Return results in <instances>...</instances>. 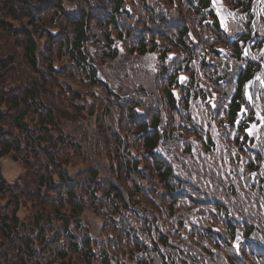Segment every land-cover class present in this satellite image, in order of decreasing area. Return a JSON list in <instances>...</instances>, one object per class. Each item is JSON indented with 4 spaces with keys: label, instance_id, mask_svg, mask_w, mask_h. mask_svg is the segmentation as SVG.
<instances>
[{
    "label": "trees",
    "instance_id": "1",
    "mask_svg": "<svg viewBox=\"0 0 264 264\" xmlns=\"http://www.w3.org/2000/svg\"><path fill=\"white\" fill-rule=\"evenodd\" d=\"M7 35L21 63L1 48ZM105 65L112 85L98 78ZM23 67L12 96L3 74ZM263 79L264 0H0V110L17 130L0 127V264H219L241 229L264 243L261 187L242 191L237 170L210 164L264 142L251 114L253 99L264 112ZM9 155L29 171L13 187ZM87 206L101 223L82 222ZM188 211L218 226L194 223L189 238Z\"/></svg>",
    "mask_w": 264,
    "mask_h": 264
},
{
    "label": "rangeland",
    "instance_id": "2",
    "mask_svg": "<svg viewBox=\"0 0 264 264\" xmlns=\"http://www.w3.org/2000/svg\"><path fill=\"white\" fill-rule=\"evenodd\" d=\"M7 37H8V40L3 38V41L1 42L3 44V46L1 48L6 50L9 55L15 56V60H14L15 63L17 61H18V63H21L23 58L24 59L26 58V56L21 54V53H23L22 50L20 49L21 44L17 43V42L15 43L14 40L12 38H10L8 35H7ZM17 65L18 64H15V66H10L9 70L12 68H14V69L18 68L19 66H17ZM110 68L111 67L108 66L107 69L105 70L106 71V72H104L105 76H106V73H107V75H111ZM9 70L4 72L3 77L6 78V85L10 88V92L8 94L13 96V94L17 93L20 90L21 87H19L17 85H20L21 82L24 80V78L26 79V74L28 73V70H27V68L23 67L21 69H18L19 71L15 70L12 74H10ZM44 102L46 104H49V101H47V100H44ZM1 109H5V111L0 110V127H2V125H8V128H6V131L9 134L13 135V137L15 139V133L17 130L12 125L13 121H14V111L11 107H7V106L6 107L3 106ZM4 112H6V113H4ZM24 164H25V161L16 160V158H14L12 155L6 156L4 159H2L1 168L3 170L2 173L5 177V179L11 183L14 181H18V180L25 182L26 176L29 175V171L25 167ZM23 176H24V179H23ZM30 211L31 210H30V208H28V206L21 207V209L19 211V215H20L22 221H24V222L28 221V219H29L28 215L31 214ZM83 218H84L86 223L98 220L97 216L92 212H86L84 214Z\"/></svg>",
    "mask_w": 264,
    "mask_h": 264
}]
</instances>
